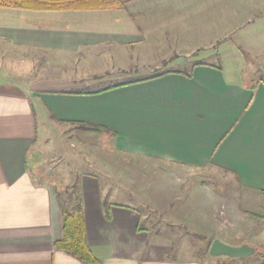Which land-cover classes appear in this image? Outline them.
Instances as JSON below:
<instances>
[{"label": "crops", "instance_id": "1", "mask_svg": "<svg viewBox=\"0 0 264 264\" xmlns=\"http://www.w3.org/2000/svg\"><path fill=\"white\" fill-rule=\"evenodd\" d=\"M41 1L34 0V5H43ZM120 1L125 7L90 8L88 0H68L69 7L60 10L0 6V56L14 55L13 49L33 59L52 52L79 67L89 65L97 78L110 68L132 69L145 54L133 53L134 47L152 40L129 10L142 0ZM214 2L223 8L212 12L216 18L207 15L204 20L212 26L203 27L212 38L186 59L168 58V40L153 37L154 56L163 58L155 60L148 53L144 62L159 61L165 67L144 79L162 77L99 94L63 93L116 85L88 90L86 83L74 82L28 92L11 79L0 80V264H86L55 246L63 237V210L59 188L43 175L37 177V166L31 164L39 139L35 99L51 114V123L75 131L61 122L105 127L104 136L124 156L182 170L222 172L249 194L247 199L264 204V84L231 81L224 68L200 61L238 59L246 46L252 54L264 55L258 47L264 42L253 32L264 23V0ZM199 3L194 20L210 11L200 9ZM187 29L192 31L193 25L180 31ZM105 58L109 65L103 64ZM66 180L71 190L78 187L87 242L102 264H214L201 257L202 249L188 258L172 257L169 239L143 227L147 218L135 208L105 201L103 192L109 188L96 176Z\"/></svg>", "mask_w": 264, "mask_h": 264}, {"label": "rangeland", "instance_id": "2", "mask_svg": "<svg viewBox=\"0 0 264 264\" xmlns=\"http://www.w3.org/2000/svg\"><path fill=\"white\" fill-rule=\"evenodd\" d=\"M199 1L200 9L210 11L205 12L201 20H194ZM214 1L142 0L131 5V15L152 41L147 46L134 47L133 53L143 50L145 54L127 71L110 68L97 78L89 65L79 67L74 60L52 52L37 53V58L33 59L30 55L26 58L24 50L13 49L14 55L0 56V80H12L30 92L34 87H64L74 82H84L86 89L97 90L144 79L165 67L159 61H151L149 65L144 62L149 60L148 53L155 59L157 39L168 40L165 45L171 59H186L191 50L202 49L201 42H209L211 32L203 27L212 25L204 19L207 15L216 18L212 12L223 8ZM189 24L193 25L192 31H180ZM253 32L258 42H264V37L259 40L264 34V23ZM202 34L204 36L200 38ZM258 47L264 50V46ZM247 48H242L244 57H231L225 63L207 57L200 61L224 68L231 81L247 84L251 79H264V55L252 54ZM137 57L133 55L135 60ZM162 58V54L156 57ZM110 61L105 58L103 64L109 65ZM34 104L39 114V139L31 152V164L37 166V177L43 175V179L59 188V200L70 196L67 176L79 180L84 174L94 175L104 188H109L103 192L105 201L135 208L147 218L142 222L143 227L152 235L169 239L172 257L188 258L193 255V250L202 249L206 260L214 264H264V204L247 199L249 194L241 191L226 174L214 170H182L156 161L124 156L114 150L113 140L104 134L78 132L51 123V114L43 109L41 102L35 99ZM216 239L231 246L247 244L257 249V253L236 259L206 256L211 242Z\"/></svg>", "mask_w": 264, "mask_h": 264}, {"label": "trees", "instance_id": "3", "mask_svg": "<svg viewBox=\"0 0 264 264\" xmlns=\"http://www.w3.org/2000/svg\"><path fill=\"white\" fill-rule=\"evenodd\" d=\"M68 0H42L43 5H34V0H0V6L5 7H23V8H44L50 10H60L64 8H68L69 6L66 4ZM92 3L90 8H110V7H125L124 3L120 0H88ZM245 55V54H243ZM196 66V65H194ZM218 68H222L218 66ZM164 74H159L152 78L138 80L130 83H124L116 86H112L110 88L104 89L98 92H77V93H66L63 94H99L105 91H109L115 88L127 86L130 84L141 83L145 81H149L152 79H156L162 77ZM187 76H191V73H187ZM254 83H263L264 79H260L258 81L252 80ZM64 125H72L76 127L78 132L90 133V134H99L103 135L107 133V129L101 126H95L84 123H73V122H61ZM78 187H74L70 192V196L60 199L59 202L61 204L63 210V237L61 240L55 242V246L59 249L75 256L79 260L83 261L86 264H102V262L95 256L91 247L87 242L86 235V225H85V216L84 209L81 196L78 192ZM60 191H57L58 199L60 198ZM264 197V191L260 193ZM251 216H256L251 214ZM264 253V251H263ZM204 254V253H203ZM206 256L209 255V251L205 253ZM205 257V255H203ZM210 256V255H209Z\"/></svg>", "mask_w": 264, "mask_h": 264}, {"label": "water", "instance_id": "4", "mask_svg": "<svg viewBox=\"0 0 264 264\" xmlns=\"http://www.w3.org/2000/svg\"><path fill=\"white\" fill-rule=\"evenodd\" d=\"M256 253L257 249H254L247 244H243L240 246H231L222 242L219 239L214 240L209 249V255L214 258H247L252 255H255Z\"/></svg>", "mask_w": 264, "mask_h": 264}]
</instances>
